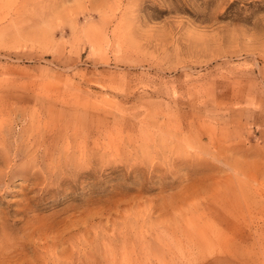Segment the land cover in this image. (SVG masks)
Listing matches in <instances>:
<instances>
[{"label": "rangeland", "instance_id": "rangeland-1", "mask_svg": "<svg viewBox=\"0 0 264 264\" xmlns=\"http://www.w3.org/2000/svg\"><path fill=\"white\" fill-rule=\"evenodd\" d=\"M0 264H264V0H0Z\"/></svg>", "mask_w": 264, "mask_h": 264}]
</instances>
